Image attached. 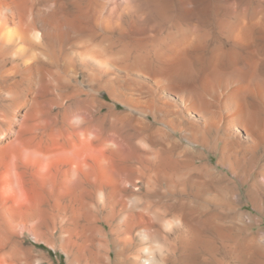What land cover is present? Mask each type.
Returning <instances> with one entry per match:
<instances>
[{"label": "bare ground", "instance_id": "1", "mask_svg": "<svg viewBox=\"0 0 264 264\" xmlns=\"http://www.w3.org/2000/svg\"><path fill=\"white\" fill-rule=\"evenodd\" d=\"M257 4L0 0V180L30 169L60 219V203L81 196L84 225L60 223L73 264H174L161 249L172 255L194 226L205 229L216 217L207 205L229 204L214 193L228 182L247 184L250 201L264 209V8ZM197 10L212 12L207 23L194 20ZM199 25H211L207 42L196 35ZM137 31L146 49L133 58ZM106 118L111 132L101 139ZM218 165L227 174L214 173ZM187 184L201 196L192 198ZM1 189L0 264H29L23 237L38 239L42 221L26 205H9ZM209 243L212 264H264V234Z\"/></svg>", "mask_w": 264, "mask_h": 264}, {"label": "rangeland", "instance_id": "2", "mask_svg": "<svg viewBox=\"0 0 264 264\" xmlns=\"http://www.w3.org/2000/svg\"><path fill=\"white\" fill-rule=\"evenodd\" d=\"M135 1H137V0H135ZM144 1L147 4L148 2H150L152 0H144ZM159 1H163V0H159ZM206 1H208L209 4H211V5H213L215 3L223 4L225 2V0H206ZM236 1L239 4H241V5H244V4L245 5H255V3L256 4L258 3L257 5L261 4L260 6L264 8V0L263 1L262 0H249V1L248 0H236ZM253 1H255V2H253ZM174 9H175V7H173V10ZM200 12H201V15H199ZM196 13L193 14L194 15L193 18H194L195 21L199 20L198 21L199 24L200 23L203 24L205 22L207 23L209 18L211 17V14H212V12H209V14H208L207 12L205 13V11L202 12L200 10L199 11L197 10ZM170 14H171V17L172 16H174V17L176 16V15H174L175 13L173 11ZM202 15H204V16H202ZM146 16H147V14H146ZM167 16H168V14H167ZM201 16L203 18V19L201 18L202 20H200ZM174 17H172V18H174ZM263 19H264V17H263ZM199 26L197 28V30L199 32L197 31L196 35L201 36V37L203 36L205 30H208V28L211 29V25L206 27L205 30H204L203 27H201V26L199 27ZM138 32H140V31H137L135 33L132 32L133 34L130 33L131 37H132L131 40H130V43L132 45L129 43L130 46L128 47V50L131 52L130 55L133 58L138 57L141 54L140 51L146 49V42H143L141 40V38H140L141 35ZM146 32H147V30H146ZM135 34H137V35H135ZM146 34H148V32ZM142 37H144V36H142ZM144 38H146V36ZM198 38H200V37H198ZM202 38L205 39L206 42L208 41V38H205V36L202 37ZM138 39L140 40L139 42H137ZM138 43H141V44L138 45ZM104 99L108 100L107 102H109V99H108V97H106V95H105ZM114 106H115L114 107L115 112L118 111L120 113V112H122L124 110V108L121 105H114ZM104 110H105V112H103ZM100 113H102L100 115H104L105 113L107 114L108 113V109L107 108H103ZM109 124H110V120L108 118H106L105 121H102L100 123V127H99L100 130H101L102 127H104L102 129L103 131L101 130L102 131L101 133L103 134V135L100 134V137L102 136L101 139L105 138L107 136L108 132L109 133L111 132V126ZM105 128H106L105 131H108L107 133H105V131H104ZM181 142H182V140H181ZM136 145L137 144H134L132 146L133 150H135ZM184 145H185V143H184ZM192 148L194 150L202 149V148L195 147V146H193ZM212 155L208 157V160H209L210 163H215L216 162L215 161L216 160V155L215 154H212ZM218 171L221 174H224V171H225V174H227L226 170L224 168H222L221 165L215 166L214 173H219ZM31 175H32V171L30 169H27V168L24 167V168H22V172L20 173V175L17 176L16 178H12V180H10V181L8 179L7 180L6 179L0 180V189L3 187V189L5 191V194H6V201H7V203L9 205H13V206H15L16 208H19V209H20L19 205L21 207L23 205V207H22L23 209H20V210H25V209L29 208L27 210L35 212V214L38 215V217H39V221H42V223H41L42 224V227H41L42 231H40V234H39L40 237L38 236V239L37 238H32V237H30L28 235H26L27 237L26 236L23 237V241H24L22 243L23 254L25 255V257L27 256L30 259L29 260V264H73L74 261L72 260V255L66 254L64 252V250L62 249V245L64 243L62 242V238L60 237V226H61L60 223L65 225L66 227L67 226L69 227V222L79 219L80 220V224L84 225V218L82 217L83 212H85V210H83L85 208H84V205H83V202H82L84 200L82 198H80L81 196H78V195L75 196V198L74 197H70V199H72L71 201H69L70 200L69 197L66 198L65 200H63L60 203L61 207L58 205L59 206L58 209H60L62 211V213H64L63 214V219H60L57 216L59 212H58L57 209H55L57 207H53L52 206V205L55 206V204L54 203L53 204L52 203H50V204L46 203L45 199L43 198L44 197V194L42 193L43 191L40 190L41 188L35 190V188H37L38 186L35 185V177L33 175L32 176ZM227 176L230 177L229 174ZM32 178L34 180H32ZM19 179L23 180L22 181L23 183ZM10 183L12 185H10ZM235 183H234L235 185L231 186L233 183L231 184V183L228 182L229 186L227 185V188H226L227 190L224 189L226 191H224L222 189H220V190L219 189L218 190L213 189L215 191H218V192H214V193H216L217 196L219 195V198H224L227 201L229 200L228 201L229 204H227L226 202L222 201L223 203L222 202L210 203L209 205H207V206H209V207H207V210L210 209L209 211L212 212V214L213 213L216 214L215 216L217 218L214 217L213 219H209V220L207 219L208 220L207 223L209 225L207 224L208 226H205L206 227L205 229H203V227H200V228L198 227L197 228L196 226H194L196 228V232H192V231H190V233L187 232V236L188 235L189 236L188 237L186 236L185 241L183 243L184 246L181 249L179 248L178 249L179 251L177 250L174 253H172V255H171V253L166 252L165 249H163V248L161 249V251L163 250L162 252H163L164 255H169L170 254L169 255V259L173 260L174 264H212L211 256L209 255L210 254L209 253V248H210L209 241L210 242L211 241L215 242L217 238L220 240V238L229 237V236H232V237H235V238L239 239V237L240 238L241 237H246L250 233L252 235L264 234V209L262 208L261 205H260V207H261L260 208V207L256 206L255 204H253L250 201V195H249V192H248V185L247 184L244 185L241 182L239 183V181H236ZM13 184L18 189H15L16 188L15 186L12 187ZM1 185H2V187H1ZM187 185H189V184H187ZM196 186L197 185H192V187L190 185L187 186V189L189 190V191L187 190V193L189 195H191L192 198H194L195 195L201 196V193L199 194V187L198 186L196 187ZM19 188H21V189H19ZM189 188L191 189V191H190ZM192 188H194V189H192ZM228 188H230L231 191ZM196 189H197V191H196ZM21 190H22V192H21ZM27 190H28V192H27ZM38 190H39V193L37 192ZM165 191L166 190H164V192ZM223 191L226 192V193L224 194ZM135 192L139 193L138 190L135 191ZM140 192L146 193V195H148L147 194L148 191L146 192V189H144V188H142L140 190ZM260 192H262V195H260V196L264 197V190H260ZM37 194L38 195L39 194H43V195H39V197L42 200L44 199V201L40 200L41 203L39 201H36V199L37 200L39 199V198L36 197ZM76 197H77V199L79 198L78 201H77ZM21 199L23 201L26 200L27 202L30 201L29 205L31 204V206L29 207L28 203L25 202V201L24 202L27 203V204L23 203V201ZM67 199H68V202L66 203ZM234 199L237 202L234 201ZM198 200H199V202L201 201V199H198ZM221 200H223V199H221ZM64 201L66 203V208H68V209L64 208L65 207L64 206ZM136 201L137 200H133V203L135 202L134 203L135 205L139 204L138 201L137 202ZM79 202H81L82 204L80 205ZM38 203L41 204V210H43L44 214L45 215L47 214L48 217L47 216L44 217L43 212H41L40 209L37 208V206L39 207V205H40ZM42 204L46 205L47 207H44V205H42ZM67 204H69L71 206L69 207ZM217 204H219V205H217ZM25 205L27 206V208L24 207ZM49 205H51V206H49ZM228 205H230V206H228ZM32 206H35V207L33 208ZM77 207H78V209H77ZM38 210H39V212H38ZM45 210H46V212H48V211L49 212L45 213ZM51 212H53V213L55 212V213L53 214ZM75 213H77V214H75ZM74 215L76 216L75 219L73 218ZM205 215L207 216V213ZM226 216H227L228 220L225 219ZM219 217H220V219H219ZM81 218H82V221H81ZM219 220H221L220 221L221 223L219 222ZM224 220H225V223H224ZM218 222H219V224H218ZM223 224H225V225L227 224V226H225ZM45 225H46V227H44ZM244 227H246V229ZM206 229H208V230L206 231ZM218 229H220V231ZM47 232H49V233H47ZM220 232H221L222 236L221 235L218 236ZM254 233H256V234H254ZM223 235H225V236H223ZM187 243H188V245H187ZM185 245L187 246V248L185 247ZM155 247L160 249L161 248V244L156 243ZM180 251H182V252L180 253ZM171 258H173V259H171ZM165 264H171V263H165Z\"/></svg>", "mask_w": 264, "mask_h": 264}]
</instances>
